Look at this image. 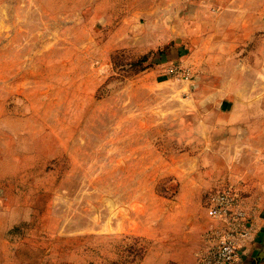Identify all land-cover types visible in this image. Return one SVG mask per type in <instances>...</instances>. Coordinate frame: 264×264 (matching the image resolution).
<instances>
[{
	"label": "rangeland",
	"instance_id": "rangeland-1",
	"mask_svg": "<svg viewBox=\"0 0 264 264\" xmlns=\"http://www.w3.org/2000/svg\"><path fill=\"white\" fill-rule=\"evenodd\" d=\"M226 190L264 264V0H0V264H209Z\"/></svg>",
	"mask_w": 264,
	"mask_h": 264
},
{
	"label": "built area",
	"instance_id": "built-area-1",
	"mask_svg": "<svg viewBox=\"0 0 264 264\" xmlns=\"http://www.w3.org/2000/svg\"><path fill=\"white\" fill-rule=\"evenodd\" d=\"M210 214L225 225L223 236L212 250L209 264H235L240 254L235 247L236 238L244 240L252 236L251 217L240 207L230 191H219L209 197ZM222 235V234H221ZM235 235V236H233Z\"/></svg>",
	"mask_w": 264,
	"mask_h": 264
},
{
	"label": "crops",
	"instance_id": "crops-1",
	"mask_svg": "<svg viewBox=\"0 0 264 264\" xmlns=\"http://www.w3.org/2000/svg\"><path fill=\"white\" fill-rule=\"evenodd\" d=\"M259 213H260V215H259L260 217L253 215L252 218H253L254 222L256 221L258 223V225H261L260 229H264V205L262 206V209H260ZM246 257H247V254H244L242 259H245Z\"/></svg>",
	"mask_w": 264,
	"mask_h": 264
}]
</instances>
